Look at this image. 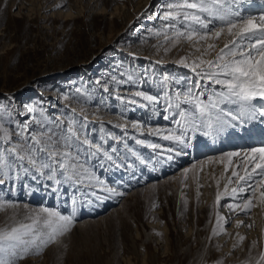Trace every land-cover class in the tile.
I'll return each mask as SVG.
<instances>
[{"label": "rangeland", "instance_id": "1", "mask_svg": "<svg viewBox=\"0 0 264 264\" xmlns=\"http://www.w3.org/2000/svg\"><path fill=\"white\" fill-rule=\"evenodd\" d=\"M253 1L264 0H245L242 13L262 11L248 10L255 7ZM169 2L0 0V117L5 126L33 122L35 129L34 121L43 119L61 121L66 129L74 123L109 152L115 147L113 157L122 165L105 162L101 167L93 161L104 185L92 189L58 186L32 174L0 185L5 205L0 227L12 224L13 216L22 220L43 207L72 215V199L77 200L71 230L41 255H28L18 264H245L250 251L255 264L264 251V200L259 192L248 211H230L226 205L241 203L250 193L222 195L219 205L215 200L242 159L233 157L225 172L228 161L219 158L264 145L245 143L253 123L229 128L224 137L197 132L180 154L167 151L178 147L171 141L149 135V129L176 127L164 119L171 115L164 111L165 92L171 95L194 78L190 69L175 63L189 51L187 44L168 53L157 47L155 32L164 24L157 9ZM223 43L221 37L218 47ZM165 77L172 78L167 85ZM137 91L159 102L135 97ZM133 99L138 103H130ZM137 139L159 143L162 149L153 151ZM125 144L147 163L140 164ZM109 188L115 192L104 190ZM217 213L224 218L219 223ZM238 218L243 219L240 226ZM213 228L219 235L212 234Z\"/></svg>", "mask_w": 264, "mask_h": 264}, {"label": "snow or ice", "instance_id": "2", "mask_svg": "<svg viewBox=\"0 0 264 264\" xmlns=\"http://www.w3.org/2000/svg\"><path fill=\"white\" fill-rule=\"evenodd\" d=\"M243 2L245 0H170L160 12L159 18L164 24L155 32L160 40L157 47L168 53L187 44L189 51L175 63L190 69L194 75L184 82L182 89L171 95L165 92L164 111L171 115H165L164 119H171L176 127L148 130L149 135L178 146L167 151L180 154L191 146L189 141L197 132L216 137L229 128L264 118V11L258 15L244 14L240 9ZM221 37L224 43L218 47ZM170 79L165 77L164 84ZM176 83L181 81L177 79ZM134 96L151 104L159 102L157 97L142 91L135 92ZM130 103L138 101L133 99ZM6 123L0 117V185L10 179L18 180L21 174H32L33 179L44 176L58 186L68 184L77 189H92L104 185L93 170V161L101 167L105 162H109V166H122L113 157V153H117L115 147L109 152L74 123H69L66 129L56 120H36L35 129L33 122L17 123L14 128L6 127ZM136 143L153 151L162 149L159 143L141 139ZM124 147L140 164L147 163L127 144ZM233 157H242L236 165L241 171L233 169L224 184V193L216 192V204L219 205L222 195L235 197L247 192L250 195L243 197L241 203L226 206L230 211H248L257 192L264 200V145L243 153H224L219 159L228 161L225 172L233 163ZM187 171L185 169V173ZM230 184L235 186L229 190ZM104 190L115 192L110 188ZM76 203L73 197L72 215L43 207L26 214L22 220L11 217L12 224L0 227V264H18L26 256L41 255L50 244L58 243L59 238L71 230ZM4 207L0 202V208ZM223 219L217 213V223ZM242 223L239 221L237 226ZM212 234L219 235L216 228ZM244 239L239 237L241 242ZM252 247H256L255 241ZM249 257L245 264H251V251ZM255 264H264V251L255 258Z\"/></svg>", "mask_w": 264, "mask_h": 264}, {"label": "bare ground", "instance_id": "3", "mask_svg": "<svg viewBox=\"0 0 264 264\" xmlns=\"http://www.w3.org/2000/svg\"><path fill=\"white\" fill-rule=\"evenodd\" d=\"M254 2V1H253ZM247 3V2H246ZM250 3V2H249ZM255 4V7H253L252 9H248L249 11H254V10H256V9H258V8H260L259 9V11L260 10H262V11H264V1H260L259 3H257V1L256 2H254ZM253 4V3H252ZM253 5V6H254ZM158 6V5H157ZM250 6H252V5H250ZM165 9V6L164 5H162V4H160L159 6H158V9H157V12H159L160 10L161 11H163ZM253 14V13H252ZM151 19H153L152 17H151ZM154 21V20H153ZM149 23H152V21H150ZM262 121V122H261ZM252 123H253V127H252V129H251V131H250V134H249V137L247 138V140L245 141V143L246 144H251V145H253V143H257V142H264V118H258V119H255V120H253V121H251ZM247 123H250V122H245L244 124H247ZM243 125V124H242ZM242 127V126H241ZM263 129V130H262ZM240 132V131H239ZM239 134H241V133H239ZM224 135L225 134H222L220 137H224ZM226 137V136H225ZM221 139H219V141H220ZM240 141L242 142V144H244L243 143V139L242 138H240ZM227 144L228 145V143L227 142H224V144ZM240 144V143H239ZM227 145H224V147L223 148H227L228 146ZM206 146V145H205ZM215 146V145H214ZM221 146V145H220ZM219 147V146H218ZM217 148V147H216ZM215 149V148H214ZM213 156H215V155H213ZM246 194V193H245ZM248 194V193H247ZM92 213V212H91ZM95 214V213H94ZM239 221H243V219H241V218H238V220L236 221V222H239Z\"/></svg>", "mask_w": 264, "mask_h": 264}]
</instances>
